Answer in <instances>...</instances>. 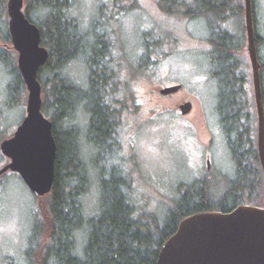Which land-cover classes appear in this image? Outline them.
Instances as JSON below:
<instances>
[{
    "label": "trees",
    "instance_id": "1",
    "mask_svg": "<svg viewBox=\"0 0 264 264\" xmlns=\"http://www.w3.org/2000/svg\"><path fill=\"white\" fill-rule=\"evenodd\" d=\"M25 2L27 18L40 28L41 44L49 51L39 81L43 113L53 123L57 143L53 190L46 196L45 210L34 215L26 264H157L162 245L187 216L203 211L227 213L240 205L261 206L264 172L258 153L245 0H156L169 18L202 20L206 25V53L218 86L216 111L234 165V176L227 179L223 193L216 195L206 183L183 185L175 206L162 216L138 207L129 171L107 166L115 159L122 163L118 125L126 89L117 66L111 22L115 14L137 10L138 3L111 0L113 17L107 14L111 9L101 10L90 29L76 14V0ZM7 3L0 0V39L11 43ZM252 6L264 99V0H252ZM148 35L140 45L137 63L145 71L168 56L161 48L164 39ZM11 58L0 46V65L12 76L7 105L14 106L12 98L26 87ZM75 62L84 63L85 82L70 73ZM93 181L98 182L99 205L95 215L89 216L85 198Z\"/></svg>",
    "mask_w": 264,
    "mask_h": 264
},
{
    "label": "rangeland",
    "instance_id": "2",
    "mask_svg": "<svg viewBox=\"0 0 264 264\" xmlns=\"http://www.w3.org/2000/svg\"><path fill=\"white\" fill-rule=\"evenodd\" d=\"M133 1L138 3L137 10L113 17L111 0H76V14L84 27L91 29L101 10L111 9L107 14L113 17L109 22L115 32L114 49L122 87L126 89L118 125V156L122 163L115 159L107 166L110 170L120 166L129 171L138 207L162 216L167 208L175 206L183 185L206 183L216 195L223 193L227 179L234 176V165L216 111L218 86L206 53L205 23L171 19L160 11L156 0ZM26 6L25 3V9ZM8 23L7 15V30ZM147 34L164 39L161 48L168 56L163 55L145 71L137 63L141 61L140 45L145 36L149 38ZM0 46L17 65L18 55L12 44L0 39ZM70 73L78 82H85L87 71L83 62H75ZM11 77L7 67L0 65V144L14 135L26 116V89L12 98L14 106L7 105ZM176 85L182 86L177 93L160 94L161 89ZM185 102H191L193 108L183 116L179 106ZM6 163L0 151V167ZM92 184L85 198L89 216L97 212L100 196L98 182ZM45 204L46 197L36 198L18 174L9 172L0 178V264H26L34 215L40 216Z\"/></svg>",
    "mask_w": 264,
    "mask_h": 264
},
{
    "label": "water",
    "instance_id": "3",
    "mask_svg": "<svg viewBox=\"0 0 264 264\" xmlns=\"http://www.w3.org/2000/svg\"><path fill=\"white\" fill-rule=\"evenodd\" d=\"M25 0H8V33L17 53V69L28 92L26 116L14 135L0 144L7 163L0 178L13 172L36 198L51 194L56 176L57 143L53 123L43 113L39 72L49 59L40 28L25 13ZM248 54L258 118V153L264 172V99L258 59L252 0H245ZM181 85L165 87L161 95L177 93ZM193 105L179 106L183 116ZM210 163L208 164V167ZM157 264H264V207L240 205L234 210L203 211L182 219L162 245Z\"/></svg>",
    "mask_w": 264,
    "mask_h": 264
},
{
    "label": "flooded vegetation",
    "instance_id": "4",
    "mask_svg": "<svg viewBox=\"0 0 264 264\" xmlns=\"http://www.w3.org/2000/svg\"><path fill=\"white\" fill-rule=\"evenodd\" d=\"M208 163H209V161H208Z\"/></svg>",
    "mask_w": 264,
    "mask_h": 264
}]
</instances>
